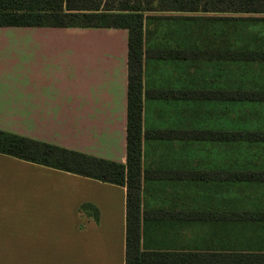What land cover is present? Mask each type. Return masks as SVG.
Instances as JSON below:
<instances>
[{
  "label": "crops",
  "instance_id": "obj_1",
  "mask_svg": "<svg viewBox=\"0 0 264 264\" xmlns=\"http://www.w3.org/2000/svg\"><path fill=\"white\" fill-rule=\"evenodd\" d=\"M257 23L243 27H264V22ZM147 25L146 47L149 35H155L147 31ZM128 41L129 32L123 28L0 27V130L126 164ZM169 66V62L146 60L145 87L195 88L192 77L175 78V74L172 82L159 80ZM254 67L257 73L236 77L231 86L264 90V65ZM167 73L164 81L171 77L169 69ZM226 75L214 69L210 76L206 74L209 85L203 88L226 90ZM178 103L184 106L182 113L194 104L211 105L209 111L218 124L189 128L182 117L183 125H179ZM221 104L260 106L262 114L259 111L256 118L237 114L239 119L228 123ZM142 118L144 131H264V102L145 98ZM248 124L256 125L244 126ZM229 149L225 141L144 139L142 166L144 171L182 174H225L237 166L264 169L263 143L235 145L233 167L228 163ZM126 199L124 186L0 153V264H125ZM248 209H264L263 182L188 176L142 181L143 211ZM142 247L264 253V223L144 220Z\"/></svg>",
  "mask_w": 264,
  "mask_h": 264
},
{
  "label": "trees",
  "instance_id": "obj_2",
  "mask_svg": "<svg viewBox=\"0 0 264 264\" xmlns=\"http://www.w3.org/2000/svg\"><path fill=\"white\" fill-rule=\"evenodd\" d=\"M151 12L178 13L176 26L164 32L160 19ZM215 15L217 17L207 16ZM226 15V16H225ZM235 15V16H230ZM264 0H0V27H93L123 28L129 32L128 52V124L126 164L90 156L53 144L0 130V153L21 160L56 168L126 187V252L125 264H264L259 252H174L144 250V220L234 221L264 223V209L209 210L175 212L142 210L144 178L225 179L229 182H263V170H229L225 174L208 172H149L142 166L143 141L149 140H216L225 141L228 163L238 153L235 145L263 143L264 131L204 130L171 131L143 129L144 99L194 100L206 99L264 102V90L234 89L235 71L247 65L249 74L257 73L256 64L264 65V37L255 34L246 40L239 30L243 22H264ZM181 20V22H180ZM146 22H154L155 34L145 45ZM240 22V24L238 23ZM175 26V25H174ZM160 28V30L158 29ZM179 29V30H177ZM248 35H250L248 33ZM221 47V48H220ZM146 60L169 62L192 67L197 63L223 62L228 72L226 90H208L195 86L186 89L146 88ZM253 67V68H251ZM244 83V82H243ZM242 83V84H243ZM246 84V83H244ZM229 86H231L229 88ZM240 168V169H239ZM87 208L82 206L80 212ZM94 217L97 218V210Z\"/></svg>",
  "mask_w": 264,
  "mask_h": 264
},
{
  "label": "rangeland",
  "instance_id": "obj_3",
  "mask_svg": "<svg viewBox=\"0 0 264 264\" xmlns=\"http://www.w3.org/2000/svg\"><path fill=\"white\" fill-rule=\"evenodd\" d=\"M151 14V18L152 19H160L159 20V24H163L162 26V30L164 32H166L167 30H170L172 28H175L176 26H180L179 24V20L175 19L177 18V16H179L178 13H171V12H151L148 13ZM207 16H212V17H217L215 15H207ZM226 16V15H225ZM230 16H235V15H230ZM238 16H253V17H259V18H263L264 15H238ZM181 22V20H180ZM240 24V22H238ZM260 22H258L257 24H259ZM244 24V22H243ZM155 24L154 22H152L151 24L147 25V31L150 32L151 30H153L155 27H153ZM175 25V26H174ZM18 28V27H16ZM160 30V28H158ZM179 30V29H177ZM240 32L243 35V38L248 40L251 38V35L255 36V33L258 32L257 34L260 36V38L264 37V27H262V25H259V27L252 29V28H244L240 25L239 27ZM248 33L250 35H248ZM167 64V63H165ZM192 67H187V66H182L181 64H176V63H170V66L168 68L165 67V69H163V74L161 75L162 78H159V80H162L163 82H172L174 81V75L176 74L175 78H187V77H192V81H193V85L194 87H200L203 88L204 86L209 85V78L205 77L206 74H212L213 70L216 69L217 71H222L225 72L226 74H228V72L226 71L227 67L226 65H215V64H210V63H197L194 65H189ZM254 67V66H253ZM251 67V68H253ZM168 69L170 70L171 73V77L168 80H163V78H167V72ZM246 69L249 68H243L241 67L240 69L237 68L235 71V76L236 77H247V73L248 71ZM253 69H256L257 72V67H254ZM260 70L262 71V69L260 68ZM206 73V74H205ZM243 75V76H242ZM182 85V84H181ZM174 107V104H172ZM209 107H211V105L205 104V103H201V104H194L191 105L189 111L182 113V110L184 108L183 104L178 103V108H179V125H183V119L182 117H184V123L185 125H187L189 128H193V127H197L198 125L204 126V127H209V126H214L215 124H218L217 120H215L214 116H213V111H209ZM252 108H257V109H252ZM219 109L224 112H226V117L227 121L226 122H234V120L239 119V117L237 116V114H239L241 117L243 116V113L246 114L247 117H251V118H256L258 117V112L260 111V114H262V107L259 106V108L255 105H232V104H221V106L219 107ZM168 109L166 108V105H164V112L163 114L165 115L164 119H167V111ZM235 112H234V111ZM217 114V112H216ZM173 116H175L173 114ZM247 121V120H246ZM248 122V121H247ZM256 124H248V125H244L245 127H252L255 128ZM236 126V125H234ZM196 143V142H195ZM201 143V142H200Z\"/></svg>",
  "mask_w": 264,
  "mask_h": 264
}]
</instances>
